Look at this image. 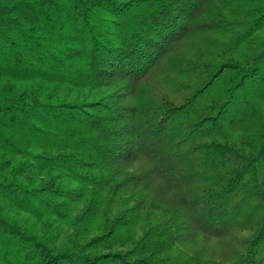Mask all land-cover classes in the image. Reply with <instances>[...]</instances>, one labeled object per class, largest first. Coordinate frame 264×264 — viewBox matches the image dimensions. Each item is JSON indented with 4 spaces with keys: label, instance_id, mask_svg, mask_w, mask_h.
<instances>
[{
    "label": "trees",
    "instance_id": "trees-1",
    "mask_svg": "<svg viewBox=\"0 0 264 264\" xmlns=\"http://www.w3.org/2000/svg\"><path fill=\"white\" fill-rule=\"evenodd\" d=\"M0 264H264V0H0Z\"/></svg>",
    "mask_w": 264,
    "mask_h": 264
}]
</instances>
